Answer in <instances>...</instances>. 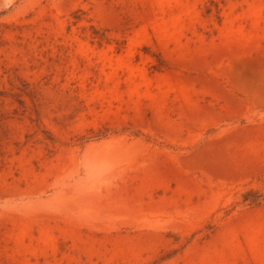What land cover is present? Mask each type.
I'll use <instances>...</instances> for the list:
<instances>
[{"label":"rangeland","instance_id":"obj_1","mask_svg":"<svg viewBox=\"0 0 264 264\" xmlns=\"http://www.w3.org/2000/svg\"><path fill=\"white\" fill-rule=\"evenodd\" d=\"M249 190L264 0H0V264H264Z\"/></svg>","mask_w":264,"mask_h":264},{"label":"trees","instance_id":"obj_2","mask_svg":"<svg viewBox=\"0 0 264 264\" xmlns=\"http://www.w3.org/2000/svg\"><path fill=\"white\" fill-rule=\"evenodd\" d=\"M93 39H96L99 44H102L104 42H107L108 39L105 36V34H99V32L95 31L93 32ZM109 133V131H106ZM105 134L101 133L98 137H102ZM135 136H141V133H136ZM243 206L246 209H256L261 208L264 206V193L255 191V190H249L240 195V198L237 202L233 203L227 210L224 211V215L229 216L231 215L237 207ZM215 232V229L212 230L211 234Z\"/></svg>","mask_w":264,"mask_h":264}]
</instances>
